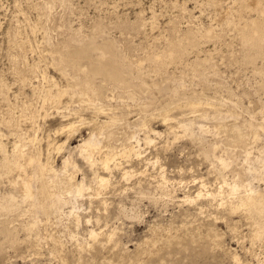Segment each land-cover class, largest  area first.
Returning a JSON list of instances; mask_svg holds the SVG:
<instances>
[{"label": "rangeland", "instance_id": "obj_1", "mask_svg": "<svg viewBox=\"0 0 264 264\" xmlns=\"http://www.w3.org/2000/svg\"><path fill=\"white\" fill-rule=\"evenodd\" d=\"M260 1L264 8V0ZM243 3L0 0V145L6 151H0V161L4 160L0 164V204L11 202L15 194L11 208L0 206V264H264V236L260 239L254 234L264 217L258 220L239 207L228 185L220 188L223 179L236 178L247 155H258L264 145V42L257 50L240 32L260 13ZM205 29L211 30L210 34H205ZM189 34L194 35L193 40L187 38ZM179 40L184 44L178 53ZM90 42L97 47L82 60V68L87 70L60 63V49L67 53ZM108 44L117 52L116 63L125 66L123 82L96 70ZM77 76L92 86L75 94L73 78ZM63 88L69 89L60 102L51 99ZM75 118L82 125L78 124L80 128L68 139V133L59 128ZM108 119L114 122L105 126L104 150L95 153L97 158L110 148L137 144L136 134L142 152L141 156L117 155L114 161L119 165L109 171L97 165L95 169L110 178L109 186L98 195L95 169L75 146ZM143 122L145 126H141ZM185 124L190 127L181 126ZM149 128L158 132L150 131L151 143L144 139ZM16 143L26 146L35 165L15 150ZM55 144L64 146L58 149ZM69 155L80 169L69 167L65 173L63 160ZM7 156L10 160L20 158L30 176L35 174L33 188L43 203L36 207L38 214L35 207L28 209L33 202L25 200L18 188L21 170L15 167L16 175L4 166ZM225 156L230 160L228 168L219 161ZM39 162L57 168L59 175L51 177L54 181L48 174H38ZM124 168L130 171L129 179L123 175ZM7 172L15 174V183ZM84 175L91 188L79 196L71 194L73 182ZM251 179L264 190L261 176L255 174ZM54 193L67 199L64 212H56L51 199ZM211 193H218L216 199ZM221 200L227 203L220 204ZM72 209L77 211L71 215ZM92 229L99 233L97 238L91 235Z\"/></svg>", "mask_w": 264, "mask_h": 264}, {"label": "bare ground", "instance_id": "obj_2", "mask_svg": "<svg viewBox=\"0 0 264 264\" xmlns=\"http://www.w3.org/2000/svg\"><path fill=\"white\" fill-rule=\"evenodd\" d=\"M244 1V3L242 4L243 6H244V4H245V6H247L248 8H253V10L255 9V10H257V11H259V16H257L256 18H253V19H250L248 22H246V24L243 26V29H242V31H240V32H242V36H243V38H244V40L246 41V42H248V43H250L252 46H254L257 50L259 49H261V47H262V44H263V42H264V8H263V6L261 5V1L260 0H243ZM214 2H217V0H214ZM233 2V1H232ZM234 4V3H233ZM244 9V8H243ZM227 11V10H226ZM228 13H229V11H228ZM230 17H232L231 15H230ZM230 22V21H229ZM76 30V29H75ZM203 30V29H202ZM206 30V29H205ZM210 31L211 30H206V33L205 34H210ZM201 33V32H200ZM239 34V33H238ZM206 37V36H205ZM79 38V37H78ZM92 38V37H91ZM105 38V37H104ZM188 39H194V35H192V34H189L188 35V37H187ZM210 38V37H209ZM95 39V38H94ZM102 39V38H101ZM200 39V38H199ZM205 39V38H204ZM206 40V39H205ZM72 41V40H71ZM77 42V41H76ZM94 42V41H93ZM91 43V42H90ZM89 43V44H90ZM197 43H198V41H197ZM243 43H245V42H243ZM85 44V43H84ZM183 44H184V41L183 40H179L178 41V43H177V45H176V49H175V51H177L178 52V50H179V48H181L182 49V46H183ZM79 46V45H78ZM195 46V45H194ZM97 46H95V43H91L90 45H88V46H83V47H80L79 46V48H77V49H73L72 51H66L67 53H65V52H62V51H58V52H60L59 54H60V63L61 64H64V63H67V64H69L70 66H72L74 69H76V70H78V69H83V70H87V69H85V68H82V65H84L83 63H84V61H83V63H82V60L83 59H85V58H89L90 56H91V50L93 49V48H96ZM193 47V46H192ZM186 48H188V47H186ZM197 48V47H196ZM247 49V48H246ZM251 49V48H250ZM174 50V49H173ZM183 50V49H182ZM54 51V50H53ZM116 50L114 49V46H111V45H106V46H104V49H103V51H102V54H101V56L98 58L99 60L97 61V67H96V70L97 71H99V72H101V73H103L104 75H106L107 77H109V78H111V79H114V80H116V81H119V82H123V79H124V77H123V74L121 73V71H122V69H124L125 70V66H122V67H120L117 63H116V57H117V52H115ZM55 52H57V51H55ZM163 52V51H162ZM177 52L175 53V54H177ZM262 52H263V50H262ZM157 53V52H156ZM174 52L172 51V53L171 54H173ZM179 53V52H178ZM184 53V52H183ZM58 54V55H59ZM162 54V53H161ZM54 55H56V54H54ZM95 55V54H94ZM164 55V54H163ZM174 55V54H173ZM172 55V56H173ZM184 55V54H183ZM245 55V54H244ZM251 55V54H250ZM254 55V54H253ZM153 56V55H152ZM156 56V55H155ZM160 56V55H159ZM176 55H174L173 57H175ZM52 57H53V55H52ZM157 57V56H156ZM161 57V56H160ZM168 57V56H167ZM166 57V59L165 60H167L168 58ZM178 57H179V55H178ZM251 57V56H250ZM261 57V56H260ZM56 58V57H55ZM55 58H54V60H55ZM94 58H96V57H94ZM163 58V56L161 57V59ZM176 58V57H175ZM245 58V57H244ZM58 59V58H57ZM155 59V58H154ZM153 59V60H154ZM160 59V58H159ZM174 59V58H173ZM146 60V59H145ZM149 60V59H148ZM164 60V62L166 63V61ZM172 60V59H171ZM57 62V61H56ZM154 62H155V60H154ZM162 62V61H161ZM160 62V63H161ZM60 63H58V64H60ZM82 63V64H81ZM157 64H158V62H156ZM159 63V64H160ZM202 63V62H201ZM60 64V65H61ZM156 64V65H157ZM164 64V63H163ZM150 65V64H149ZM165 65V64H164ZM85 66V65H84ZM160 65H158V67H159ZM161 66H162V64H161ZM94 67V66H93ZM63 68H64V66H63ZM202 69H203V67H202ZM43 71V70H42ZM201 72V71H200ZM45 74V73H44ZM263 74V73H262ZM167 75V74H166ZM70 77V76H69ZM177 77V76H176ZM182 77V76H181ZM51 78V77H50ZM123 78V79H122ZM175 78V77H174ZM182 79V78H181ZM73 80H74V82H75V87L72 89L74 92H75V94H77V92H79V91H82L81 89L83 88V87H85V88H90L92 85H91V83H90V81L89 80H82L80 77H74L73 78ZM163 80H164V78H163ZM173 80V79H172ZM176 81V80H175ZM162 84V83H161ZM164 85V84H163ZM162 85V86H163ZM263 86V85H262ZM35 87V86H34ZM61 88V87H60ZM52 89V88H51ZM55 89H58V88H55ZM54 89V90H55ZM69 89V88H68ZM68 89H59L58 90V93L56 92V90H55V92H56V94H53L52 95V97H51V99L53 98L54 100H58L62 95H64V93L65 92H68L67 90ZM47 90H48V88H47ZM50 90V89H49ZM53 90V91H54ZM51 91V90H50ZM49 91V92H50ZM69 91H71V90H69ZM72 91V92H73ZM72 92H71V94H72ZM182 93V92H181ZM70 94V95H71ZM46 95V94H45ZM43 96V95H42ZM50 96V95H49ZM49 96H48V98H49ZM47 97V96H46ZM77 97V96H76ZM75 97V98H76ZM105 97H109L108 95H106ZM202 97V96H201ZM100 98V97H99ZM46 99V98H45ZM194 99V98H193ZM196 99V98H195ZM76 100V99H75ZM85 100H87V99H85ZM99 100V99H98ZM114 100V99H113ZM74 101V100H73ZM72 101V102H73ZM103 101V100H102ZM198 101H199V99H198ZM53 102V101H52ZM52 102H51V104H52ZM55 102V101H54ZM58 102H60L59 100H58ZM99 102H101V101H99ZM109 102V101H108ZM200 102V101H199ZM85 103H87V102H85ZM110 103V102H109ZM115 103V102H114ZM196 103V102H195ZM88 104V103H87ZM141 104V103H140ZM170 104V103H169ZM190 104V103H189ZM197 104H199L198 102H197ZM67 105H68V103H67ZM94 105V104H93ZM200 105V104H199ZM71 106H73V105H71ZM91 106V105H90ZM193 106H194V104H193ZM193 106H192V109H193ZM58 107V106H57ZM80 107V106H79ZM87 107H89V105L87 106ZM196 106H194V108H195ZM198 107V106H197ZM68 108V107H67ZM73 108V107H72ZM86 108V107H85ZM104 108H105V106H104ZM203 108V107H202ZM201 108V109H202ZM69 109H71V108H69ZM77 109V108H76ZM119 109V108H118ZM169 109V108H168ZM112 110H113V108H112ZM115 110V109H114ZM194 111H196V109H193ZM192 110V111H193ZM205 110V107L203 108V111ZM73 111H74V109H73ZM77 111H79V110H77ZM199 111V110H198ZM207 111V110H206ZM75 112V111H74ZM103 112V111H102ZM106 112V111H105ZM113 112V111H112ZM116 112V111H115ZM202 112V111H201ZM218 112V111H217ZM68 113H69V111H68ZM67 113V114H68ZM107 113V112H106ZM124 113V112H123ZM140 113V112H139ZM204 113V112H203ZM203 113H202V115H203ZM219 113L220 112H218V115H219ZM62 114V113H61ZM65 115V117H68L70 114H73V113H71V111H70V114L69 115ZM75 114V113H74ZM102 114V113H101ZM109 114V113H108ZM113 114V113H112ZM165 114H166V112H165ZM168 114V113H167ZM166 114V115H167ZM205 114H206V112H205ZM215 114V113H214ZM98 115V114H97ZM115 115V114H114ZM119 115V114H118ZM216 115V114H215ZM82 116V115H81ZM105 116H107V115H105ZM110 116V115H109ZM170 116V115H169ZM206 116V115H205ZM209 116V115H208ZM222 116V115H221ZM64 117V116H63ZM140 117V116H139ZM196 117V116H195ZM210 117H212V116H210ZM215 117H217V116H215ZM119 118V117H118ZM166 118V117H165ZM170 118V117H169ZM202 118V117H201ZM207 118V117H206ZM218 118V117H217ZM216 118V119H217ZM66 119H68V118H66ZM76 119V118H75ZM134 119V118H133ZM171 119V118H170ZM177 119V118H176ZM222 119H223V116H222ZM221 119V121H223ZM169 120V119H168ZM206 120V119H205ZM215 120V119H214ZM167 120H165V122H166ZM171 121H173V118L171 119ZM216 122H217V120H215ZM218 121H219V119H218ZM78 122V123H77ZM81 123V120H68L65 124L64 123H62L63 125L61 126V128H59V130H62V131H66L67 133H68V139H69V137L75 132V130H78V128H80V127H77L78 126V124H80ZM114 122V120H104L103 122H102V124H100V125H98L97 127H95V128H93L92 129V131L90 132V133H88V135L89 136H86L79 144H77L76 146H75V148L80 152V155H81V157H82V159H84L85 160V162L87 163V165H89L91 168H94L95 169V167L97 166V165H101L102 166V168L105 170V171H109V170H112L113 168H115V167H117L118 165H119V163L118 162H115L114 161V159H115V157L117 156V155H124V156H127V157H130L131 155H138V156H141V146H140V142H141V138L136 134H134L135 136H133L135 139H136V141L138 142L137 144H130V145H123L122 143V145H123V147H121L120 149H118V150H116V148L115 149H111L110 147H113V146H111V145H109V148H110V150H108V152H106L105 154H104V156L101 158L100 157V159L99 158H97L96 156H95V153H97V152H103V150H102V139H103V137H102V134L104 133V131L106 130L105 129V126L107 127V126H109V125H111L112 123ZM210 122V121H209ZM220 122V121H219ZM83 123V122H82ZM93 123V122H92ZM128 123V122H127ZM188 123V122H187ZM223 123V122H222ZM225 123V122H224ZM129 124V123H128ZM145 124L146 123H144L143 122V124L141 125V126H145ZM172 124V123H171ZM264 124V123H263ZM40 125V124H39ZM80 125H82V124H80ZM115 125V124H114ZM121 125V124H120ZM175 125H177V124H175ZM92 126H93V124H92ZM92 126H91V128H92ZM123 126V125H122ZM151 126V125H150ZM181 126H185L186 127V129H188L190 126H189V124H185V125H181ZM113 127V126H112ZM136 127V126H135ZM149 127V126H148ZM147 127V128H148ZM262 127V126H261ZM109 128V127H108ZM107 128V129H108ZM118 128V127H117ZM134 128V127H133ZM146 128V129H147ZM184 128V127H183ZM202 128H204V127H202ZM110 129H112V128H110ZM115 129V128H114ZM173 129V128H172ZM261 130H263V127L261 128ZM26 131V130H25ZM30 131V130H29ZM108 131V130H107ZM111 131V130H110ZM110 131H108V132H110ZM114 131V130H113ZM134 131V130H133ZM150 131H154V132H156V130L155 129H153V128H149L148 129V131L145 133V140H146V142H153V138L150 136ZM258 131V130H257ZM18 132V131H17ZM58 132V131H57ZM78 132V131H77ZM129 132V131H128ZM177 132V131H176ZM114 133V132H113ZM119 133V132H118ZM137 133V132H136ZM156 133H158V132H156ZM263 133H264V131H263ZM23 134V133H22ZM31 134V133H30ZM112 134V133H111ZM100 135H101V137H100ZM106 135H107V133H106ZM132 135V134H131ZM110 136V135H109ZM128 136V135H127ZM187 136V135H186ZM198 136V135H197ZM257 136V135H256ZM262 136V135H261ZM104 137H105V134H104ZM107 137V136H106ZM117 137V136H116ZM202 137V136H201ZM258 138H261V137H259V135L257 136ZM22 138L23 137H21V140H22ZM30 138V137H29ZM39 138V137H38ZM122 138V137H121ZM126 138V137H125ZM129 138H131V137H129ZM193 138V137H192ZM255 138V137H254ZM19 139H20V137H19ZM28 139V138H27ZM32 139V138H31ZM33 139H34V136H33ZM35 139H37V138H35ZM35 139H34V141H35ZM82 139V138H81ZM128 139V138H127ZM132 139V138H131ZM194 139H195V137H194ZM249 139V138H248ZM263 139H264V137H263ZM1 140V139H0ZM17 140V139H16ZM24 140H25V138H24ZM30 140V139H29ZM105 140V139H104ZM244 140V139H243ZM255 140H256V138H255ZM258 140V139H257ZM3 141V140H2ZM1 141V142H2ZM19 141V140H18ZM23 141V140H22ZM40 141V140H39ZM109 141V140H108ZM135 141V142H136ZM207 141V140H206ZM253 141H254V139H253ZM259 141H260V139H259ZM31 142V141H30ZM33 142V141H32ZM31 142V143H32ZM67 142V141H66ZM241 142V141H240ZM261 142H262V139H261ZM260 142V143H261ZM263 142H264V140H263ZM6 143V142H5ZM23 143V142H22ZM22 143L20 144V145H22ZM29 143V142H28ZM68 143V142H67ZM256 143V142H255ZM259 143V142H258ZM259 143V144H260ZM17 145L15 146V145H13V146H15L14 148H15V150L17 151V152H19V154H21V155H23V156H25V160L27 161V163L29 162V164H33V165H35V162H36V160H35V157L34 156H32V155H30V154H28L27 153V150L28 149H26V146H25V148H23V147H21L18 143H16ZM25 144V143H24ZM33 144V143H32ZM31 144V145H32ZM126 144V143H125ZM243 144V143H242ZM6 145V144H5ZM27 145V144H26ZM57 144H55V147L56 148H58V149H60V148H62L64 145L63 144H58L57 146H56ZM116 145H118L117 143H116ZM257 145V144H256ZM12 146V147H13ZM22 146H24V145H22ZM30 148H31V146H30V144L28 145ZM27 146V147H28ZM34 146V145H33ZM40 146V145H39ZM49 146H52V142H49ZM237 146V145H236ZM246 146V145H245ZM244 146V147H245ZM258 146V145H257ZM256 146V147H257ZM7 147V146H6ZM12 147H11V149H12ZM36 147V146H35ZM115 147V146H114ZM211 147V146H210ZM253 147V146H252ZM255 147V146H254ZM29 148V149H30ZM108 148V147H107ZM36 149H37V147H36ZM245 149V148H244ZM3 150H5V146L3 145V144H1L0 145V151L2 152ZM236 150V149H235ZM247 150V149H246ZM255 150V149H254ZM29 151V150H28ZM256 151V150H255ZM3 152H6V151H3ZM8 152V151H7ZM16 152V153H17ZM245 152V151H244ZM258 152V151H257ZM256 152V153H257ZM10 153V152H9ZM12 153V155H13V158L15 157L16 158V155H14L15 154V152H11ZM14 153V154H13ZM71 153H72V151H71ZM73 154V153H72ZM251 154H252V152H251ZM5 155H7L6 153L5 154H3V156H5ZM100 155V154H99ZM213 156H214V154H213ZM12 157V156H11ZM73 157V156H72ZM211 157V156H210ZM219 157V156H218ZM218 157H217V159H218ZM226 157V156H225ZM77 158V157H76ZM117 158V157H116ZM214 158H216V157H214ZM228 157H226V158H223V157H220L219 159V161L221 162V166L223 165L225 168H226V166H227V168H228V165L230 164V160H228L227 159ZM4 159V158H3ZM18 159H20V158H18ZM18 159H14V160H10L9 158H8V156L5 158V163H4V166H6V168H8L9 170H11L12 172H13V170H15V167L16 168H18V169H20L21 170V173L19 174V179H17V184H18V188H19V190L22 192V197H24V199L25 200H28V199H31L32 200V202H33V204L29 207L28 205H30V204H28L27 206L29 207L28 209H30L31 207L33 208V207H35L34 209H35V213H37L36 212V207H38L39 205H40V203H42V201L39 203V201L38 200H41V199H39L38 198V196H37V194L38 193H36L35 192V190H34V188H33V183H32V176H35V174L34 175H31L30 176V174L26 171V166H24L22 163L23 162H21L20 163V161L18 160ZM21 160H23V159H21ZM76 160V159H75ZM75 160L73 159V160H71L70 159V155L69 156H67L64 160H63V171L65 172V171H69V167H71V168H75V170H76V168H78V170L80 169V167H79V165L75 162ZM209 160V159H208ZM114 161V162H113ZM211 161V160H210ZM3 162H4V160H3ZM2 162V160L0 161V164L1 163H3ZM47 162H49V160H47ZM220 162H219V164H220ZM213 163V162H212ZM49 164H50V162H49ZM48 163H42V162H39V164H37L38 166V174H40V175H42L43 177H46V175L47 176H49L50 178L52 177V176H54L55 175V177H57L56 175L58 174V170H57V168H55L53 165L52 166H50ZM52 164V163H51ZM25 165H26V163H25ZM28 166V165H27ZM121 166V165H120ZM13 167H14V169H13ZM30 167H32V166H30ZM213 167V166H212ZM220 167V166H219ZM5 168V167H4ZM101 168V167H100ZM120 168V167H119ZM2 169V168H1ZM28 169V168H27ZM32 169H34V168H32ZM89 168H87V170H88ZM122 169V168H121ZM212 169V168H211ZM224 169V168H223ZM36 170V169H35ZM93 170V169H92ZM98 170V169H97ZM96 169L95 170H93V172L95 173V175L93 176V182H96L97 183V194L99 195L101 192H102V190H104L106 187H108L109 186V180H110V178H108V177H106L105 175H103V174H100L99 173V171H97ZM131 170V169H130ZM2 172H5V171H2ZM63 172V174L62 175H64L65 173ZM8 173V172H7ZM14 173V172H13ZM15 173H17V171L15 170ZM19 173V172H18ZM18 173L16 174V175H18ZM71 173V172H70ZM219 173V172H218ZM1 174V173H0ZM9 174V173H8ZM69 174V173H68ZM73 174H74V172H73ZM73 174H71L72 175V177L74 176ZM77 174V173H76ZM87 174V173H86ZM255 174H257V175H259V176H261V179L263 180L264 179V145L261 147V148H259V153H258V155H247L246 157H245V159H244V161L242 162V164H241V166L238 168V171H237V175H236V178H234V180H232V181H228V180H224L223 179V181H224V183H223V185H221L220 186V188L222 189V187L224 186V184H226V185H228V187H229V191H230V193H231V195L232 194H235V198L238 200V206L239 207H243L244 209H246L247 211H248V213L250 214V216H252V217H254V218H257L258 217V220L261 218V217H264V190H262V189H260V188H258V186H256L255 184V182H253V178L251 179V177H253V176H255ZM10 175V174H9ZM12 175V174H11ZM10 175V176H11ZM59 175V174H58ZM70 175V176H71ZM91 175V174H90ZM123 175H125V178H128L129 179V175H130V171L129 170H125V168H124V172H123ZM163 175V174H162ZM14 176H15V174H14ZM13 175H12V179H13V181L15 180L13 177H14ZM38 176V175H37ZM37 176L35 177V178H37ZM66 176H67V174H66ZM131 176V175H130ZM5 177V176H4ZM6 177H8L9 178V176H6ZM17 177V178H18ZM40 177V176H39ZM38 177V178H39ZM161 177V176H160ZM227 177V176H226ZM0 178H2V175L0 176ZM41 178V177H40ZM54 178V177H53ZM53 178H51L52 180H53ZM68 178L69 177H67V180H68ZM169 178V177H168ZM3 179V178H2ZM6 179V178H5ZM4 179V180H5ZM11 179V178H10ZM11 179V180H12ZM48 179V178H47ZM46 179V180H47ZM50 179V180H51ZM57 179V178H56ZM72 179H75V177L74 178H72ZM127 179V180H128ZM165 179V178H164ZM55 180V179H54ZM53 180V181H54ZM59 180V179H58ZM88 180V179H87ZM87 180H86V176L84 175V177L82 178V180H76V182L74 183L73 182V187H71L70 189V193L72 194H74V195H76V196H79V195H82V194H84V192L86 191V190H88V189H90L91 188V184L90 185H88V182H87ZM231 180V179H230ZM255 181H256V179H254ZM262 180H260L259 179V181H262ZM13 181L11 182V183H13ZM62 182H63V180H61ZM66 181V180H65ZM70 181V180H69ZM74 181V180H73ZM162 181H164V180H162ZM1 182V181H0ZM3 182V181H2ZM34 182V181H33ZM39 182H40V180H39ZM48 182H50V181H48ZM56 182H57V180H56ZM91 182V181H90ZM160 182V181H159ZM181 182V181H180ZM222 182V181H221ZM262 182H264V181H262ZM7 183V182H6ZM8 183H9V181H8ZM14 183H15V181H14ZM14 183H13V186H15L14 185ZM66 183V182H65ZM71 181H70V186H71ZM255 183V184H254ZM259 183V182H258ZM34 184H35V182H34ZM47 185H48V183H46ZM64 184V183H63ZM162 184V183H161ZM9 185V184H8ZM12 184H10V186H11ZM54 185V184H53ZM160 185V184H159ZM264 185V184H263ZM40 186V185H39ZM44 186V185H43ZM143 186V185H142ZM16 187V186H15ZM37 187L38 186H36V189H37ZM47 187H49V186H47ZM54 187V186H53ZM68 187V186H67ZM161 187H164L163 185L161 186ZM14 187H12V189H13ZM39 188V187H38ZM52 188V187H51ZM171 188V187H170ZM264 188V187H263ZM53 189V188H52ZM61 189V188H60ZM65 189V188H64ZM220 189V190H221ZM3 190V189H2ZM9 190H10V187H9ZM15 190V188L13 189V191ZM38 190V189H37ZM49 190V189H48ZM55 190V189H54ZM58 190V189H57ZM57 190H55V191H57ZM164 190V189H163ZM170 190V189H169ZM5 191V190H4ZM8 191V190H7ZM59 191V190H58ZM68 191H69V189H68ZM68 191H67V193H68ZM146 191V190H145ZM150 191V190H149ZM157 191V190H156ZM161 191V190H160ZM3 192V191H2ZM6 192V191H5ZM5 192H3V193H5ZM10 192V191H9ZM94 192H95V189H94ZM144 192V191H143ZM151 192V191H150ZM154 192V191H153ZM11 193V192H10ZM51 193H52V191H51ZM59 193V192H58ZM61 193H62V191H61ZM61 193L60 194H53V197L51 198V199H54V206H55V210H56V212H64V204L67 202L64 198H63V196L61 195ZM6 194V193H5ZM20 194V193H19ZM42 194V193H41ZM71 194H70V196H71ZM91 194V193H90ZM202 193L200 192L198 195H201ZM15 195V194H14ZM14 195H12L11 196V194L9 195V196H11V202H10V200H9V202H6V203H1L0 204V206L1 207H4V208H11L13 205H14V202H12L13 200H14ZM17 196H18V194H16ZM49 195H51L50 193H49ZM67 195V194H66ZM211 195H213V196H215V197H213V198H215L216 199V196L218 195V193L216 194H214V193H211ZM220 195H222V194H220ZM229 195V194H228ZM4 196V195H3ZM69 196V197H70ZM157 196H159V195H157ZM171 196V195H170ZM72 197V196H71ZM150 197H153V196H150ZM8 198V197H7ZM7 198L6 199H4V197H3V199L6 201L7 200ZM18 198V197H17ZM212 198V199H213ZM222 198V197H221ZM234 198V199H235ZM2 199V198H1ZM50 199V200H51ZM22 200V199H21ZM44 200V199H43ZM46 200V199H45ZM156 200V199H155ZM214 200V199H213ZM4 201V202H5ZM8 201V200H7ZM20 200L18 199V202H19ZM24 201V200H23ZM231 201V200H230ZM233 201V200H232ZM0 202H1V200H0ZM20 202H22V201H20ZM25 202V201H24ZM25 203H27V201L25 202ZM25 203H23V204H25ZM50 203V202H49ZM69 203V202H68ZM227 202L224 200V201H222L221 200V202H220V204H226ZM22 204V203H21ZM20 204V205H21ZM43 204V203H42ZM52 204V203H51ZM67 204V203H66ZM20 205H18V206H20ZM34 205V206H33ZM231 206H232V208H234L235 209V207L234 206H236V205H233V202H231V204H230ZM17 206V207H18ZM27 206H25V207H27ZM42 206V205H41ZM45 206V205H44ZM72 206H73V204H72ZM223 206V205H222ZM16 206L14 207V208H17ZM21 207V209H22V207H24V206H20ZM52 207L53 206H51V209H52ZM76 207V206H75ZM228 207V206H227ZM226 207V208H227ZM39 208V207H38ZM43 208V207H42ZM46 208V207H45ZM74 208V207H73ZM77 208V207H76ZM0 209H2V208H0ZM28 209H27V211H28ZM228 209H231V208H228ZM238 209H240V208H238ZM243 209V210H244ZM5 210V209H4ZM54 210V209H53ZM54 210V211H55ZM242 210V209H241ZM8 211H10V210H8ZM38 211V210H37ZM66 211V210H65ZM75 211H77V209L75 210ZM74 211V209H72L70 212H71V215L75 212ZM245 211V210H244ZM247 211H245V212H247ZM5 212V211H4ZM6 212H7V210H6ZM31 212H33V211H31ZM230 212H231V210H230ZM233 212V211H232ZM8 213V212H7ZM29 213V212H28ZM41 213V212H40ZM43 213H45V211L43 212ZM5 214V213H4ZM38 214V213H37ZM51 214H53L52 212H51ZM58 214V213H57ZM62 214V213H61ZM70 214V213H69ZM68 214V215H69ZM75 214V213H74ZM12 215V214H11ZM34 215V214H33ZM49 215V214H48ZM59 215H60V213H59ZM246 215V214H245ZM36 216V215H35ZM54 216V215H53ZM1 217V216H0ZM56 217V216H55ZM49 218V217H48ZM57 218V217H56ZM76 220H77V223H79L80 221H81V217H80V215L79 214H77L76 215ZM250 218V217H249ZM7 219V218H6ZM35 219V218H34ZM59 219H60V217H59ZM261 220H263L262 218H261ZM255 222H257L256 220H254ZM253 221V222H254ZM2 222V224H3V221H1ZM260 222V221H259ZM259 222H258V224H259ZM264 222V221H263ZM262 222V223H263ZM7 223V222H6ZM31 225H33V224H31ZM249 225V224H248ZM254 225H257V224H254ZM6 228V227H5ZM11 228V227H10ZM2 229V228H1ZM27 229V228H26ZM255 229V228H254ZM3 230V229H2ZM2 230L0 231V232H2ZM9 230V229H8ZM7 230V231H8ZM256 230V232H254V234H255V237L256 238H260L261 239V237H263L264 236V223L263 224H259L258 225V227H257V229H255ZM6 231V232H7ZM11 231V230H10ZM9 231V232H10ZM5 232V231H4ZM98 232L95 230V229H92L91 230V235L94 237V238H97L98 237ZM19 241V240H18Z\"/></svg>", "mask_w": 264, "mask_h": 264}]
</instances>
